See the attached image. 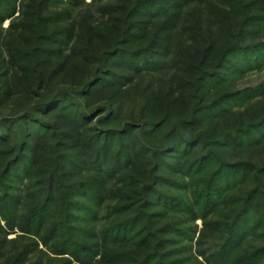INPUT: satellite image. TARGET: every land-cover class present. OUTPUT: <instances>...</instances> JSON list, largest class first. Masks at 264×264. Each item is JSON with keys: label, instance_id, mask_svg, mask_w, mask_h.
<instances>
[{"label": "trees", "instance_id": "1", "mask_svg": "<svg viewBox=\"0 0 264 264\" xmlns=\"http://www.w3.org/2000/svg\"><path fill=\"white\" fill-rule=\"evenodd\" d=\"M262 65L264 0H0V264H264Z\"/></svg>", "mask_w": 264, "mask_h": 264}, {"label": "rangeland", "instance_id": "2", "mask_svg": "<svg viewBox=\"0 0 264 264\" xmlns=\"http://www.w3.org/2000/svg\"><path fill=\"white\" fill-rule=\"evenodd\" d=\"M87 1H89V0H87ZM8 24H9V21L7 20V21H5L4 26H7ZM234 77H232L231 79H233ZM237 77H239V78L234 80L236 89H240L243 91H249V92L251 90H255L264 84V65H262L259 68H258V66H253L250 69L246 70L245 72L240 73V75H238ZM257 99H255L253 101H256ZM138 106L139 105H137V104H135V105L133 104L129 108V109H131L129 111L134 112V111L138 110ZM19 133H20V131H19ZM154 140H156V139H154ZM217 153L219 154L220 158L223 161H229V162L235 161L233 154L229 153L225 149L220 148V150H218ZM259 161H260L259 158H256L255 161H252V163H257ZM198 224L201 226L200 220L198 221ZM15 236H16V234L10 235V237H15Z\"/></svg>", "mask_w": 264, "mask_h": 264}]
</instances>
